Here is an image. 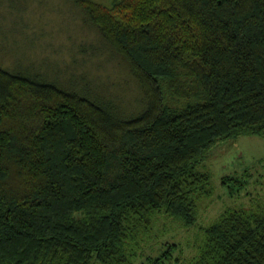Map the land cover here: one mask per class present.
<instances>
[{
  "label": "trees",
  "instance_id": "16d2710c",
  "mask_svg": "<svg viewBox=\"0 0 264 264\" xmlns=\"http://www.w3.org/2000/svg\"><path fill=\"white\" fill-rule=\"evenodd\" d=\"M72 1L146 105L129 116L89 83L0 62V264H132L155 215L195 222L211 191L196 164L215 143L264 137V0ZM202 238L187 260L175 244L147 259L264 264V203L223 211Z\"/></svg>",
  "mask_w": 264,
  "mask_h": 264
},
{
  "label": "rangeland",
  "instance_id": "374dc122",
  "mask_svg": "<svg viewBox=\"0 0 264 264\" xmlns=\"http://www.w3.org/2000/svg\"><path fill=\"white\" fill-rule=\"evenodd\" d=\"M91 1L110 7L118 0ZM79 7L72 0H0V62L13 68L14 62L34 61L49 80L59 79L71 89L89 83L93 100H112L129 116L141 113L146 105L142 86ZM196 166L211 175V191L197 201L195 222L186 225L155 215L148 247L132 264H150L147 258L160 257L171 244L172 255L187 260L196 254L203 228L223 211L264 203V137L239 135L218 141Z\"/></svg>",
  "mask_w": 264,
  "mask_h": 264
}]
</instances>
